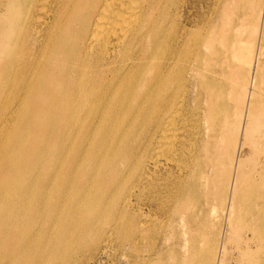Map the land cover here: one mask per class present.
Returning <instances> with one entry per match:
<instances>
[{
	"label": "bare ground",
	"instance_id": "1",
	"mask_svg": "<svg viewBox=\"0 0 264 264\" xmlns=\"http://www.w3.org/2000/svg\"><path fill=\"white\" fill-rule=\"evenodd\" d=\"M178 1L0 0V264H81L108 229V238L125 230L129 236L132 197L146 171L159 168L161 152L169 154L180 141L176 122L192 88L191 102L203 105L197 117L209 126L204 151L214 152L217 164L208 184L212 198L249 201L245 178L230 183L243 178L239 169L249 158H241L239 148L233 160L228 150L239 139L252 154L260 150L262 100L249 113L245 106L262 82L252 78L253 91L231 119L225 88L216 85L221 78L238 86L227 57L232 50L235 58L241 45L213 38L191 52L182 36L165 28ZM240 1L226 2L225 9ZM217 45L227 57L203 76L207 55L220 56ZM263 55L252 50L253 71ZM195 128L199 145L203 132ZM227 159L237 163L238 176L225 168ZM198 170L193 166L186 177L195 181ZM173 197L180 200L182 191ZM256 218L264 238L262 209ZM188 228L198 230L199 220ZM208 254L193 246L188 264H211Z\"/></svg>",
	"mask_w": 264,
	"mask_h": 264
},
{
	"label": "rangeland",
	"instance_id": "2",
	"mask_svg": "<svg viewBox=\"0 0 264 264\" xmlns=\"http://www.w3.org/2000/svg\"><path fill=\"white\" fill-rule=\"evenodd\" d=\"M232 1L179 0L177 5L171 7L170 20L165 22V28L171 37L182 36L183 45L188 44L191 52L198 44L202 47L203 43L213 38L220 42V39L229 37L233 38L234 44L241 45L235 58L232 50L227 57L223 46L217 45L220 56L212 60L207 55L201 64L203 76L218 70L220 61L226 57L232 65L235 64L237 74L234 80L238 86L233 89L227 79L221 78L217 79L219 84L216 86L225 88L227 97L224 102L230 103L231 119L234 116L238 119L237 111H241L247 93L254 89L251 83L253 77H257L262 83L255 88V96L247 97L249 101L245 106L246 113L252 111V105L257 99L262 100L261 110L264 113V55L259 70L253 71L251 63L254 48L257 47L264 53V0H250V6H246L243 0L234 8L225 9L226 2ZM173 26L176 27L175 30H171ZM242 26L245 30L239 37L235 32ZM243 48L245 52H242ZM204 50L206 53L205 48ZM184 64L187 66L189 61ZM194 94L193 88L187 92V111L176 122L180 141L169 154L161 152L159 168L155 173L153 167L146 171L147 177L132 197L135 203L131 210L134 226L127 229H131L130 235L124 238L127 235L125 230L122 235L108 238V229L95 247L86 249L87 256L81 264H188L187 250L193 246L208 249L209 254L206 256L211 264H264V238L260 237L258 228L254 226V222H258V209H262L264 219V200L261 198L264 194V131L260 136L262 139L258 138L261 147L256 154H252L250 144L245 139H239L228 150L233 160L238 157L239 148L243 149L240 157L249 158L239 169L243 178H237V181L236 178L230 179L231 184L248 182L249 201L241 204L238 200L235 203L232 201V194L231 198L214 200L208 184L209 178L216 174L217 164L212 158L214 152L207 154L204 151V133L209 126L207 121L200 122L197 117L199 112L203 113V105L201 102H191ZM231 96L235 98L231 99ZM194 127L196 132L199 129L203 132L199 145H196L199 135H195ZM217 141L219 139L215 143ZM181 142L182 145L179 146ZM209 157L213 166L209 163ZM233 160L227 159L225 168L229 167L234 176H238L237 163L233 164ZM193 166L199 169L195 181L186 177L190 175L189 171ZM128 187L131 188L132 184ZM175 191H182L180 200L173 197ZM182 201L184 209L181 207ZM194 219L199 220L198 230L188 228ZM185 230H192L194 233L184 235ZM221 233L224 235L223 239H220ZM248 248L251 249L248 255H243Z\"/></svg>",
	"mask_w": 264,
	"mask_h": 264
}]
</instances>
